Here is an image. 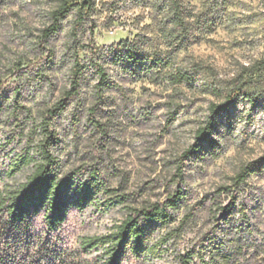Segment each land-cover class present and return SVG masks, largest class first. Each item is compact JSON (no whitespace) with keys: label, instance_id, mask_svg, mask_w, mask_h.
Wrapping results in <instances>:
<instances>
[{"label":"rangeland","instance_id":"374dc122","mask_svg":"<svg viewBox=\"0 0 264 264\" xmlns=\"http://www.w3.org/2000/svg\"><path fill=\"white\" fill-rule=\"evenodd\" d=\"M68 1L71 11L56 34L43 42L41 31L52 23L51 11L62 0H0V146L14 138L5 150L0 148V167L14 148L25 144L42 111L69 88L74 47L80 48L84 64L104 55L113 84L103 95L111 103L101 106L97 119L105 123L106 132L100 134L90 122L96 82L90 69L80 96L57 119L61 157L67 167H98L109 184L137 203L161 201L181 187L187 198L167 227L173 236L168 250L160 258L127 255L122 262L176 264L186 248L207 237L222 238L225 224H218L221 220L211 208L229 197L219 194V188L233 187V177L244 165H264V0H177L189 11L180 27L188 31L183 40L171 34L173 0H93L88 12L79 0ZM133 40L145 41L143 51L161 55L165 66L148 70L141 63L110 58V47ZM178 69L194 71L195 80L172 84ZM240 83L241 94L213 118L212 143L184 157L197 129L208 120L209 106L223 101L212 89L225 95ZM19 88L32 116L14 108ZM240 193L250 224L241 235V253L231 264H264L263 167L250 175ZM124 217L122 207L105 213L93 207L72 209L67 219L70 243L75 245L82 235L107 233ZM244 221L237 213L233 223Z\"/></svg>","mask_w":264,"mask_h":264},{"label":"trees","instance_id":"16d2710c","mask_svg":"<svg viewBox=\"0 0 264 264\" xmlns=\"http://www.w3.org/2000/svg\"><path fill=\"white\" fill-rule=\"evenodd\" d=\"M79 1L82 11L88 12L94 6L93 0ZM72 6V2L62 0L51 11L52 23L41 31L43 42L56 34ZM170 10L169 22L174 26L171 34L175 40L187 39V29L180 30V27L185 17L189 16V11L177 0L172 1ZM145 45V41L141 40L121 41L116 49L109 48V56L115 63H141L148 70L165 66V59L161 55L143 51ZM79 50L75 46L70 55L72 68L69 88L62 91L61 99L42 111L25 144L20 149L14 148L11 151L14 155H8L0 167V264H122L127 255L137 260L160 258L168 250L173 237L167 227L176 220L175 213L185 206L186 193L179 186L161 201L137 203L124 192H119L118 187L109 184L98 167H67L61 157L62 138L56 124L58 117L70 102L80 96L86 72L91 69L96 82L92 86L93 103L88 108V114L92 126L100 134H105V123L97 117L102 116L101 106H110V99L103 93L113 84L109 80L106 57L90 58L84 64L80 61ZM262 68L264 70V63ZM256 72L253 69L251 75L254 76ZM194 74L191 70L178 69L171 77V83L191 84L195 80ZM242 86L243 83L236 85L225 95L218 93L219 89H212L223 101L209 106L208 120L197 129L194 142L184 151V157L195 156L204 149L205 142L209 145L212 143L214 116L234 102L241 94ZM19 93L20 88L14 92L17 104L14 108L25 109L28 116H32L21 102ZM3 109L0 100V115ZM13 139L6 141V145L3 143L0 148L5 150ZM260 162L241 167L233 177V187L219 188V194L226 193L229 197L228 202L213 203L211 208L214 218L218 216L221 220L218 224H225L220 229L222 238L208 240L211 238L207 237L197 246L186 248L178 253L176 264H231L235 256L241 253V243L244 242L241 235L249 227L250 221L246 205L239 203V195L250 175L262 167L264 169ZM19 175L23 179H18ZM88 207L101 213L122 207L125 217L111 231L79 236L76 244L72 245L67 228L68 215L72 209L81 212ZM237 213L245 221L234 225ZM93 253L96 255L89 258Z\"/></svg>","mask_w":264,"mask_h":264}]
</instances>
